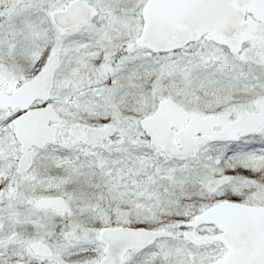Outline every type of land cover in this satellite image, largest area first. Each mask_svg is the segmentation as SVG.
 <instances>
[{"label": "snow or ice", "instance_id": "snow-or-ice-1", "mask_svg": "<svg viewBox=\"0 0 264 264\" xmlns=\"http://www.w3.org/2000/svg\"><path fill=\"white\" fill-rule=\"evenodd\" d=\"M0 264H264V0H0Z\"/></svg>", "mask_w": 264, "mask_h": 264}]
</instances>
